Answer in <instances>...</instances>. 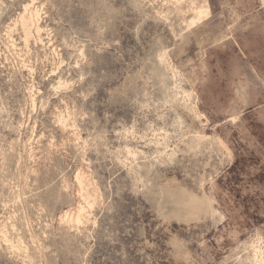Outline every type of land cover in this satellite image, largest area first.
Instances as JSON below:
<instances>
[{
	"label": "rangeland",
	"instance_id": "obj_1",
	"mask_svg": "<svg viewBox=\"0 0 264 264\" xmlns=\"http://www.w3.org/2000/svg\"><path fill=\"white\" fill-rule=\"evenodd\" d=\"M0 264H264V0H0Z\"/></svg>",
	"mask_w": 264,
	"mask_h": 264
},
{
	"label": "bare ground",
	"instance_id": "obj_2",
	"mask_svg": "<svg viewBox=\"0 0 264 264\" xmlns=\"http://www.w3.org/2000/svg\"><path fill=\"white\" fill-rule=\"evenodd\" d=\"M25 22H26V21H25ZM25 22H24V23H25ZM26 23H27V22H26Z\"/></svg>",
	"mask_w": 264,
	"mask_h": 264
}]
</instances>
